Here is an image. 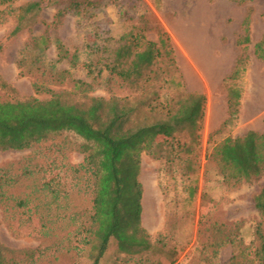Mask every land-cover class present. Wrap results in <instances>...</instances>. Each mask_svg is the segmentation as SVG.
I'll return each mask as SVG.
<instances>
[{
    "label": "rangeland",
    "instance_id": "obj_1",
    "mask_svg": "<svg viewBox=\"0 0 264 264\" xmlns=\"http://www.w3.org/2000/svg\"><path fill=\"white\" fill-rule=\"evenodd\" d=\"M27 1L32 0H13V6ZM83 2L82 15L70 10L55 22L54 6L50 0H42L41 8L29 16L25 27L3 44L0 75L9 87L0 86V100L35 95L47 98L46 92L36 94L35 82L57 92L67 91L69 99H79L69 91L72 77L91 82L90 95L108 98L111 93H130L127 84L115 79L107 84L106 72L101 77L94 75L101 67L99 62L133 25L153 27L146 31L153 40L158 29L169 36L177 70L160 62L175 78L160 89L163 96L181 91L205 96L200 144L193 142L190 154H185L193 164L186 167L181 162L182 149L177 158L170 147L161 156L141 153V224L148 246L125 252L112 237L98 264H264V220L255 205L264 188V172L252 182L230 186L220 182L216 164L205 158L212 144L225 136L241 135L250 129L264 132V62L253 54L254 41L264 32V0ZM5 5H0L1 19L5 17ZM249 8L251 21L246 32L242 20ZM14 24L10 14L0 22V41ZM42 34L49 41L46 49L41 39L33 43V37ZM245 38L247 44L243 46L240 40ZM57 39L70 54L77 52L81 64L91 62L95 70L88 72L81 64L73 66L68 59L54 62ZM97 44L105 46L103 52ZM243 48L249 55L246 72L234 81L229 74ZM60 69H68L64 81L57 78ZM232 86L242 90L241 104L237 118L223 124ZM177 136L187 141L191 138L188 130L179 131ZM80 142L72 132L61 131L28 149L0 150V178L11 180L0 185V244L6 248L1 255L7 264H91V247L80 249L72 233L78 221L68 217L81 214L84 219L82 213L88 214L91 204L86 176L73 170L83 159L77 149ZM191 168L197 171L185 176ZM53 177L58 178L64 192L58 199L64 205L54 204L52 195L41 189L43 181ZM19 198L26 200L25 206L15 205ZM226 238L233 243L215 246Z\"/></svg>",
    "mask_w": 264,
    "mask_h": 264
},
{
    "label": "trees",
    "instance_id": "obj_2",
    "mask_svg": "<svg viewBox=\"0 0 264 264\" xmlns=\"http://www.w3.org/2000/svg\"><path fill=\"white\" fill-rule=\"evenodd\" d=\"M231 1L242 3L248 0ZM4 2L6 5L2 12L5 17L0 18V22H4L10 14L15 18V24L0 41V50L4 43L25 27L29 16L41 8L42 0L27 1L17 6H13V0H0V5ZM50 2L55 8V22L70 10L82 15L85 5L83 0ZM250 21L249 8L242 20L246 32L250 29ZM148 29L153 27L133 25L119 37L117 44L110 48L103 60L102 55L99 57L101 67L94 78L106 72V83L114 79L125 83L131 88L128 94L111 93L108 98L90 95L91 82L72 77L73 88L69 91L73 95L77 94L79 99H69L67 91L57 92L35 82L33 87L36 94L46 92L49 94L47 98L35 95L23 99L0 100L1 151L28 149L61 131H70L81 138L77 149L83 159L73 166V170L86 176L85 186L91 193V204L88 214L82 213L84 219L81 220V214L68 217L78 221L72 233L80 249L86 245L91 247V264L99 263L112 237L117 240L121 251L130 252L137 247L148 246L141 224L142 191L138 180L141 153H160L161 156L163 150L170 147L173 157L177 158L179 149H182L181 162L188 167L194 161L185 158V154H190L193 142L200 144L205 96L196 91H181L174 96L161 94L160 89L175 78L170 74L171 69L163 68L160 62H166L174 71L177 70V63L167 33L158 29L157 39L153 40L146 35ZM38 39L46 44V49L49 42L46 34L33 37V43ZM240 41H243V46L247 44L246 38ZM55 46L57 57L54 62L68 59L73 66L81 64L77 52L70 54L60 40H55ZM95 46L101 52L104 51L105 46ZM253 54L264 61V35L253 45ZM248 58L243 48L229 74L231 80L237 81L246 72ZM81 65L87 67L88 72L95 70L91 62ZM67 74L68 69H60L57 78L64 81ZM0 86L9 87L1 75ZM241 95L239 87L229 88L228 116L223 124L237 118ZM182 130L190 132V140H181L177 136ZM208 140H211L210 135ZM205 158L216 164V173L221 183L232 186L252 182L264 172V132L250 129L241 135L225 136L212 144L209 151L205 152ZM196 171L194 168L187 169L184 175ZM0 180V185L11 181L6 177ZM58 185V178L53 177L43 181L41 189L52 195L54 204L64 205L58 200L64 194ZM194 191H191L192 194ZM14 203L23 207L26 200L19 198ZM255 205L264 220V188L256 197ZM226 242L231 240L222 239L215 242V246L219 248ZM4 249L0 244V264H7L1 255Z\"/></svg>",
    "mask_w": 264,
    "mask_h": 264
},
{
    "label": "crops",
    "instance_id": "obj_3",
    "mask_svg": "<svg viewBox=\"0 0 264 264\" xmlns=\"http://www.w3.org/2000/svg\"><path fill=\"white\" fill-rule=\"evenodd\" d=\"M254 33V30H252L251 31V33H249V38H251V36H252V34ZM263 35H264V32H262V35H261V37L259 38V39H256V41H254V44L257 42V41H259L262 37H263ZM253 44V45H254ZM260 60V59H259ZM264 62V61H263Z\"/></svg>",
    "mask_w": 264,
    "mask_h": 264
},
{
    "label": "bare ground",
    "instance_id": "obj_4",
    "mask_svg": "<svg viewBox=\"0 0 264 264\" xmlns=\"http://www.w3.org/2000/svg\"><path fill=\"white\" fill-rule=\"evenodd\" d=\"M224 4V3H223Z\"/></svg>",
    "mask_w": 264,
    "mask_h": 264
}]
</instances>
